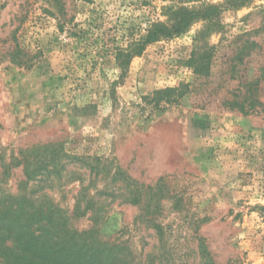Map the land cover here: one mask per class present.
Listing matches in <instances>:
<instances>
[{"label":"rangeland","instance_id":"obj_1","mask_svg":"<svg viewBox=\"0 0 264 264\" xmlns=\"http://www.w3.org/2000/svg\"><path fill=\"white\" fill-rule=\"evenodd\" d=\"M226 2L0 0V179L26 158L0 196L48 166L28 190L69 211L92 200L136 262L204 264V240L214 264H264V0ZM203 3L223 6L219 32L199 38L198 22L127 58L168 8ZM15 39L32 68L4 56ZM247 40L258 47L239 56ZM119 169L147 188L142 204Z\"/></svg>","mask_w":264,"mask_h":264},{"label":"trees","instance_id":"obj_2","mask_svg":"<svg viewBox=\"0 0 264 264\" xmlns=\"http://www.w3.org/2000/svg\"><path fill=\"white\" fill-rule=\"evenodd\" d=\"M253 1L227 0L226 4L231 9H240ZM167 13V23H154L144 40L131 45L127 53L128 59L142 55L149 44L182 36L198 22L204 23L199 38L219 32L223 28V6L220 5L203 3L195 8L170 7ZM257 47L255 41L247 40L239 56L251 55ZM2 52L5 57L8 56L11 64L28 69L33 67V60L37 57L25 50L17 39L10 50ZM177 92V89H167L158 94ZM258 104L264 106L262 103ZM15 160L13 159L14 163L10 166L5 165L0 182L11 177V168L25 163L26 158L17 163ZM48 170V166L42 170L39 165L33 170L25 166V179L19 183L18 193L1 194L0 264H142L136 262L133 251L116 235L117 233L110 234L103 230L104 221L96 217L99 211L95 209L92 200L87 201L85 205L77 201L74 209L69 211L50 201L37 199V190H28L29 182L38 176L52 174ZM115 176L122 180L129 190L130 202L135 205L142 204L147 188L139 185L120 169ZM147 208H151V205L145 206V211ZM88 213L92 214L89 219L91 224L88 228L81 229L77 221ZM146 224L158 231L161 229L153 219L146 221ZM160 233L162 241V232ZM199 246L204 264H214L204 240L200 241Z\"/></svg>","mask_w":264,"mask_h":264}]
</instances>
